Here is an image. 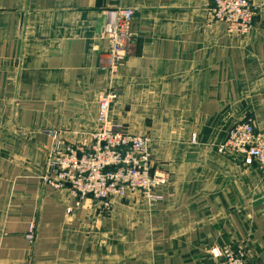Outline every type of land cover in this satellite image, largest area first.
Instances as JSON below:
<instances>
[{
  "label": "crops",
  "instance_id": "0c3cea01",
  "mask_svg": "<svg viewBox=\"0 0 264 264\" xmlns=\"http://www.w3.org/2000/svg\"><path fill=\"white\" fill-rule=\"evenodd\" d=\"M251 3L240 36L212 0H0V264H221L226 247L264 264V174L218 151L236 122L264 131V0ZM125 8L135 44L111 71L103 27ZM107 91L110 122L169 176L159 201L76 207L41 180L53 134L81 142Z\"/></svg>",
  "mask_w": 264,
  "mask_h": 264
},
{
  "label": "built area",
  "instance_id": "2783aa9c",
  "mask_svg": "<svg viewBox=\"0 0 264 264\" xmlns=\"http://www.w3.org/2000/svg\"><path fill=\"white\" fill-rule=\"evenodd\" d=\"M211 18L225 25L230 34L245 36L253 27L256 16L251 0H212ZM132 11L117 9L108 12L103 36L108 41L102 56L103 64L116 71L134 47L130 31ZM117 98L115 91L103 92L97 105V129L76 144H63L55 140L47 152L45 173L41 180L54 191L67 189L75 206L85 199L107 209L113 200L130 193H140L147 201L161 200L159 190L167 186L169 176L163 171H152L151 154L144 136L126 133L109 120L111 105ZM218 151L256 164L264 174V131H256L251 121L236 122L227 131ZM72 208L67 209L70 214ZM29 242L34 240V225L26 232ZM221 264H248L243 249L226 247L212 250Z\"/></svg>",
  "mask_w": 264,
  "mask_h": 264
}]
</instances>
